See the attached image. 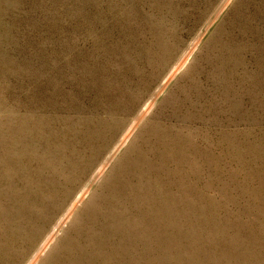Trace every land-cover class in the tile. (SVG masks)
<instances>
[{
	"label": "rangeland",
	"instance_id": "obj_1",
	"mask_svg": "<svg viewBox=\"0 0 264 264\" xmlns=\"http://www.w3.org/2000/svg\"><path fill=\"white\" fill-rule=\"evenodd\" d=\"M34 262L264 264V0H0V264Z\"/></svg>",
	"mask_w": 264,
	"mask_h": 264
},
{
	"label": "bare ground",
	"instance_id": "obj_2",
	"mask_svg": "<svg viewBox=\"0 0 264 264\" xmlns=\"http://www.w3.org/2000/svg\"><path fill=\"white\" fill-rule=\"evenodd\" d=\"M186 53V52H185ZM188 57V56H187ZM184 61V60H183ZM181 67V66H180ZM175 71V70H174ZM171 73V72H170ZM176 73V72H175ZM173 75L174 74H171L170 75V77H173ZM168 76V75H167ZM166 76V77H167ZM169 84V83H168ZM162 86V85H161ZM163 88V87H162ZM146 105V104H145ZM152 105V104H151ZM144 108V107H143ZM150 110V106L149 105H147L146 107H145V109H144V113L143 114H145V113H147L148 111ZM131 129V128H130ZM124 137V136H123ZM124 140L125 139H123V143H124ZM117 146V145H116ZM123 147V146H122ZM116 152V151H115ZM115 157V156H114ZM108 158V157H107ZM113 160V159H112ZM103 165V164H102ZM98 172V171H97ZM104 172V171H103ZM106 172V171H105ZM97 174V173H96ZM92 183V182H91ZM93 184V183H92ZM88 187V186H87ZM86 188V187H85ZM78 196V195H77ZM78 198V197H77ZM76 198V199H77ZM83 200V196H80L79 198H78V200H77V203H80L81 201ZM77 203L74 205V208L76 207V205H77ZM54 230V229H53ZM52 237V236H51ZM55 237V236H54ZM51 241H52V239H51ZM50 244V243H49ZM51 245V244H50ZM40 248V247H39ZM43 248V247H42ZM45 252H46V250H45ZM35 255V254H34ZM33 258V257H32ZM35 259V258H34ZM37 259H38V256H37ZM35 261V260H34ZM37 261V260H36ZM37 263V262H36ZM33 264H35V262L33 263Z\"/></svg>",
	"mask_w": 264,
	"mask_h": 264
}]
</instances>
